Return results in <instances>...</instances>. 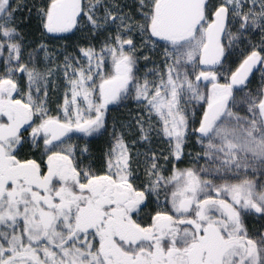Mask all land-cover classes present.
<instances>
[{
    "label": "snow or ice",
    "instance_id": "6c2138e0",
    "mask_svg": "<svg viewBox=\"0 0 264 264\" xmlns=\"http://www.w3.org/2000/svg\"><path fill=\"white\" fill-rule=\"evenodd\" d=\"M0 264H264V0H0Z\"/></svg>",
    "mask_w": 264,
    "mask_h": 264
}]
</instances>
